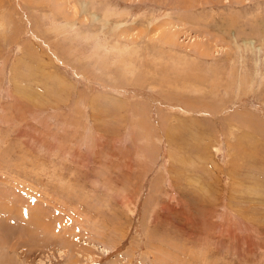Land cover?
Instances as JSON below:
<instances>
[{"label": "rangeland", "instance_id": "1", "mask_svg": "<svg viewBox=\"0 0 264 264\" xmlns=\"http://www.w3.org/2000/svg\"><path fill=\"white\" fill-rule=\"evenodd\" d=\"M0 264H264V0H0Z\"/></svg>", "mask_w": 264, "mask_h": 264}, {"label": "crops", "instance_id": "2", "mask_svg": "<svg viewBox=\"0 0 264 264\" xmlns=\"http://www.w3.org/2000/svg\"><path fill=\"white\" fill-rule=\"evenodd\" d=\"M55 213L57 214V217L60 218V213H59V211H57V210L55 209ZM40 218H41V217H40ZM58 218L54 221V224L56 223V225H57V223H58V221H59ZM57 220H58V221H57ZM49 221H50V220H49ZM58 230H60V226H59V225H57V228L55 229V232H56V233H59L60 231H58Z\"/></svg>", "mask_w": 264, "mask_h": 264}]
</instances>
